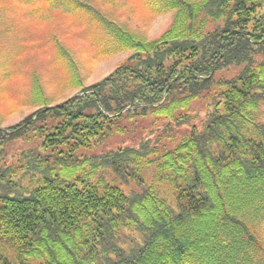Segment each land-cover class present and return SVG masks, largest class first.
Listing matches in <instances>:
<instances>
[{
  "label": "trees",
  "instance_id": "trees-1",
  "mask_svg": "<svg viewBox=\"0 0 264 264\" xmlns=\"http://www.w3.org/2000/svg\"><path fill=\"white\" fill-rule=\"evenodd\" d=\"M141 1L161 36L104 16L126 62L0 127V264H264V0Z\"/></svg>",
  "mask_w": 264,
  "mask_h": 264
},
{
  "label": "rangeland",
  "instance_id": "rangeland-1",
  "mask_svg": "<svg viewBox=\"0 0 264 264\" xmlns=\"http://www.w3.org/2000/svg\"><path fill=\"white\" fill-rule=\"evenodd\" d=\"M91 1L93 8L86 0H0V127L21 122L41 106L38 83L55 105L80 92L78 81L89 86L126 62L131 51L118 49L104 16L148 39L161 36L173 18L172 12L153 14L141 0ZM193 108L203 109V102ZM152 120L140 121L125 136L114 135L102 149L148 135ZM176 132L163 143L175 146L188 129ZM145 174L172 198V188L157 180L153 166Z\"/></svg>",
  "mask_w": 264,
  "mask_h": 264
}]
</instances>
